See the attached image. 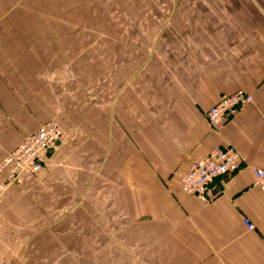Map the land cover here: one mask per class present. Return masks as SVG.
Wrapping results in <instances>:
<instances>
[{
  "label": "crops",
  "instance_id": "0c3cea01",
  "mask_svg": "<svg viewBox=\"0 0 264 264\" xmlns=\"http://www.w3.org/2000/svg\"><path fill=\"white\" fill-rule=\"evenodd\" d=\"M47 1L0 0V163L47 122L76 135L0 190V264H79L63 231L81 212L88 235L119 243L91 239L94 264H264L253 173L264 169V0L136 10L150 20L118 26L94 77L77 57L82 30L63 26L61 0H50L48 24ZM239 90L253 103L211 129L209 109ZM229 146L242 168L216 179L207 202L180 190L192 163Z\"/></svg>",
  "mask_w": 264,
  "mask_h": 264
},
{
  "label": "built area",
  "instance_id": "2783aa9c",
  "mask_svg": "<svg viewBox=\"0 0 264 264\" xmlns=\"http://www.w3.org/2000/svg\"><path fill=\"white\" fill-rule=\"evenodd\" d=\"M253 103V97L245 90L232 95H223L218 103L206 114L208 125L217 129L224 121L233 118L247 104ZM64 141V132L54 122L42 125L15 150L8 153L0 163V171L8 170L3 190L9 184H20L24 178H33L45 165L48 152L58 143ZM242 168L239 154L233 147L213 150L205 158L190 165L188 173L182 178L180 190L195 196L202 202L210 199L209 187L221 177L229 176ZM255 186L264 192V169H254ZM248 230L254 226L243 220Z\"/></svg>",
  "mask_w": 264,
  "mask_h": 264
},
{
  "label": "rangeland",
  "instance_id": "374dc122",
  "mask_svg": "<svg viewBox=\"0 0 264 264\" xmlns=\"http://www.w3.org/2000/svg\"><path fill=\"white\" fill-rule=\"evenodd\" d=\"M53 1V0H52ZM74 1V2H73ZM61 0L59 6L61 7L62 12V21L64 27L73 28L78 27L79 30H82L79 34L78 40L80 49L77 51V57L79 61L84 64V68L87 73V77H94L97 74H102L103 66V47L108 45L109 42L114 45L115 40H117L118 35V26H131L141 25V20H150V19H139L136 17V10L148 9L151 5L158 4V9H166L169 5L170 9H173L175 1L168 0H159L158 2H150V0ZM156 3V4H155ZM48 4V13L47 22L48 24L50 19L51 12L54 11V7L50 6V0L47 1ZM156 8V7H154ZM58 13V12H57ZM50 14V15H49ZM61 15V13H60ZM45 20L44 18H42ZM113 34H109L110 31ZM65 35V34H64ZM70 36V35H69ZM119 40V39H118ZM111 45V46H112ZM70 71V66L65 65L63 76H66V72ZM86 77V78H87ZM83 84H87L81 79ZM81 82V83H82ZM88 85V84H87ZM89 86V85H88ZM55 123V122H54ZM57 124V123H56ZM58 127L64 132V142L69 143L73 141L74 136L76 135L75 131L68 129H63L59 125ZM66 225V224H65ZM64 226L63 233L66 234V243L70 239L72 242L77 244L78 252L80 254L79 264H94L91 262V259L87 257L85 249L92 244L91 239H96L94 244L96 248H101V245H106L107 249L110 244L111 249L118 250V242L111 240L110 242L101 241L98 238H102L100 233L96 232L95 234L88 235L90 227L87 226L86 215L84 212H81L77 215L75 225ZM66 229V230H65ZM73 231V234L70 236L69 230ZM68 231V232H67ZM67 232V233H66ZM64 238V239H65ZM63 239V248H65L66 243ZM67 244H70L69 241ZM101 244V245H100ZM104 247V246H103ZM66 258L62 259L64 263L67 261ZM114 259V258H113ZM102 258L95 259V263L98 261L101 262Z\"/></svg>",
  "mask_w": 264,
  "mask_h": 264
}]
</instances>
